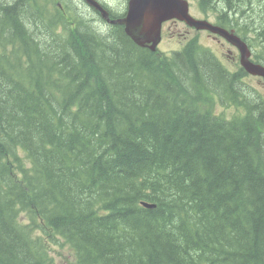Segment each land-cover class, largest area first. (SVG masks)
<instances>
[{
	"label": "trees",
	"instance_id": "1",
	"mask_svg": "<svg viewBox=\"0 0 264 264\" xmlns=\"http://www.w3.org/2000/svg\"><path fill=\"white\" fill-rule=\"evenodd\" d=\"M82 1L0 0V264H264V86ZM194 1L264 64V0Z\"/></svg>",
	"mask_w": 264,
	"mask_h": 264
},
{
	"label": "water",
	"instance_id": "2",
	"mask_svg": "<svg viewBox=\"0 0 264 264\" xmlns=\"http://www.w3.org/2000/svg\"><path fill=\"white\" fill-rule=\"evenodd\" d=\"M92 7L100 10L101 15L112 24L125 26L126 33L139 46L156 51L163 38V25L169 20H181L198 30H209L219 34L236 46L240 53L242 66L252 75L264 78V64L253 61L252 50L246 40L234 30L215 24L209 19L195 17L191 13L190 0H128L126 14L112 18L110 11L100 0H86ZM147 207L154 203L143 202Z\"/></svg>",
	"mask_w": 264,
	"mask_h": 264
},
{
	"label": "rangeland",
	"instance_id": "3",
	"mask_svg": "<svg viewBox=\"0 0 264 264\" xmlns=\"http://www.w3.org/2000/svg\"><path fill=\"white\" fill-rule=\"evenodd\" d=\"M80 6L82 11L94 16L96 15L95 12L92 9H89L88 6L82 1V0H76ZM105 3H107L111 8L118 12H125L128 5V0H103ZM191 1V13L198 17L202 18L204 16L208 17H215L218 20L217 13H203L201 8L197 5V3L194 0ZM242 2H245V0H242ZM247 2V1H246ZM244 11L246 12V19L249 22L250 26L253 28L251 29L252 35H254L255 27L258 28V31H260V28H264V17L263 21L260 24H257L256 16L260 14V8L256 9H249L247 7H244ZM95 17V16H94ZM228 24V23H227ZM258 33V32H257ZM198 35L199 42L212 50L215 54L218 55V57L222 60L223 63L227 65V67H232L231 59L227 56V51L225 48L222 47L221 43L217 41L216 39L212 38L211 36H207L206 33L202 30H197L194 27L189 26L186 22L180 21V20H172L164 25L163 29V40L160 43L159 49L164 53H170L174 50H181V48L185 45V43L190 39L191 37H194ZM225 41V40H224ZM226 43L231 47V44L226 41ZM255 45L253 48L255 49ZM237 65H235L236 67ZM237 68V67H236ZM259 90L262 94H264V88L259 87ZM217 110L219 112L225 111L226 114L231 115L235 112L234 108H227L220 105L217 106ZM52 255L55 260V264H75V257L73 254V251L70 249V247L66 244H63L61 241L57 245H53L52 247Z\"/></svg>",
	"mask_w": 264,
	"mask_h": 264
},
{
	"label": "flooded vegetation",
	"instance_id": "4",
	"mask_svg": "<svg viewBox=\"0 0 264 264\" xmlns=\"http://www.w3.org/2000/svg\"><path fill=\"white\" fill-rule=\"evenodd\" d=\"M102 3H105L103 0H100ZM203 18H206V19H209L210 21H212L213 23L215 24H218L220 25L221 23L218 22V20H216L217 18L215 17H203ZM169 21H172V20H169ZM169 21H166L165 23L169 22ZM164 23V25H165ZM163 25V26H164ZM228 24H221V26L223 27H226L227 29L229 30H234L235 31V28L233 27H229L227 26ZM206 33L207 36H211L212 38L216 39L217 41H219L222 45L223 48L226 49L227 51V56L231 59V62H232V67L230 69H232V71L236 70L237 68L235 67V65H237L238 63V60L240 59V54H239V51L237 49V47L231 45V47L226 43V39H224L223 37H221L220 35L218 34H214V33H211L210 31L208 30H202ZM225 40V41H224ZM251 50H252V54H253V46H250ZM252 58L255 59L252 55ZM221 60V59H220ZM222 61V60H221ZM245 79L249 82L251 81L253 84H254V81L257 80L259 81L263 86H264V78L263 77H254V76H251V75H248L247 77H245Z\"/></svg>",
	"mask_w": 264,
	"mask_h": 264
}]
</instances>
